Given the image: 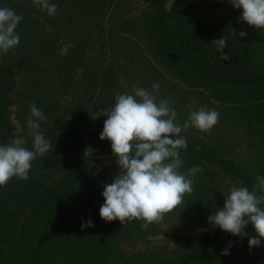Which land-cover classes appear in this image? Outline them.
Listing matches in <instances>:
<instances>
[{"label": "trees", "instance_id": "1", "mask_svg": "<svg viewBox=\"0 0 264 264\" xmlns=\"http://www.w3.org/2000/svg\"><path fill=\"white\" fill-rule=\"evenodd\" d=\"M144 1L145 7L135 17L136 21H132L128 9L117 20L110 18V28L103 20L114 0L86 2L92 18L88 21L91 22L89 32H78L84 42L73 44L68 50L71 66L59 74L63 87L71 85L72 79L66 74L71 69V73L75 72L76 64L91 45L88 52L92 54L89 75H92L93 108L88 119L102 128L86 137L95 144L111 145L108 140L99 138L107 117L94 120L91 116L106 108L105 102L113 104L117 93L131 94L133 85L149 90L148 86L156 80L154 74H150L154 67L149 64L148 53L168 73L186 83L185 94H196L200 105L228 115L235 125V133L240 134L251 149L250 157L237 160L232 152L234 145L229 143L234 134L225 137L223 133L209 136L190 132L184 135L182 131L180 135L186 138L188 145L180 152L184 161L182 168L200 166L203 172L199 174L204 175L217 171L233 185L251 190L256 177L264 176V44L257 41L261 30L249 29L246 37L239 38L237 32L224 23L217 4L201 14L188 0ZM167 1L172 2L169 9ZM50 3L56 4L57 0ZM0 7H9L23 16L16 29L20 38L39 31L37 15L21 11V3L0 0ZM37 10L36 13H41V40H45L43 51L52 58V54L58 52V40L50 38L43 22L42 18L49 17L47 12ZM76 34L71 32L69 37ZM223 37L227 43L221 54L212 41ZM138 39H144L145 48ZM69 40L67 44H72ZM12 50L3 56L6 63H0V130L6 128L1 145L14 139L13 127L7 120L8 109L13 105L8 86L15 71L14 55L9 56ZM108 55L109 64L105 63ZM101 71L104 73L99 74ZM78 100H82V93ZM78 110V114L84 113L80 107ZM58 112L48 110L46 116L47 125L53 127L50 154L57 165H68L71 171L78 172L80 164L86 165L87 146L83 130L79 128L83 125L79 123L82 116L73 115L76 118L69 121L66 114ZM75 154L83 160L73 157ZM73 158L77 162L70 165ZM54 170L56 178L51 180L53 175H49L48 182L29 172L27 180L13 177L6 186L0 187V264H236V259L247 264H264V240L261 246L249 248L248 239L255 236L251 225L245 229L248 236L241 239L218 227L205 232L179 233L162 229L157 223L143 230V221L134 220L124 225L118 220L105 222L99 209L104 203L103 185L111 182L100 179L89 196H84L70 183L75 174H62L60 168ZM205 189L207 185L198 184L195 189L198 199L204 197ZM88 220L94 227L86 226L82 230V223L87 224ZM157 237H161L162 244L146 243ZM226 248L229 254L221 255Z\"/></svg>", "mask_w": 264, "mask_h": 264}, {"label": "clouds", "instance_id": "2", "mask_svg": "<svg viewBox=\"0 0 264 264\" xmlns=\"http://www.w3.org/2000/svg\"><path fill=\"white\" fill-rule=\"evenodd\" d=\"M234 9L241 10L240 21L257 30H264V0H229ZM33 5L49 16H55L58 8L50 0H33ZM22 15L9 7H0V54H7L20 43L17 26ZM234 33L235 30H232ZM246 37L245 31L236 33ZM226 38L212 41L219 53H224ZM73 44L60 49V55L67 54ZM222 58H227L222 55ZM159 84L152 85L153 91L133 85L129 93H117L114 103L95 111L92 119L101 116L104 120L100 140L111 142L112 155L117 158L120 169L111 183L103 185L104 203L99 215L105 222L118 220L122 225L132 221H143L141 228L160 223L164 217L184 203L186 195L193 192L194 177L203 172L200 166L182 173V149H187V140L182 131L193 127L208 133L219 122V113L204 107L192 111L181 126L177 122V112L170 106L174 101L159 99ZM28 129L33 137V150H29L23 137L15 138L6 145H0V187L13 178L27 180L32 162L44 156L51 143L38 131L40 121L46 120L44 113L35 103L29 105ZM199 151V147H197ZM89 146L84 156H92ZM192 177V178H190ZM213 228L243 239L248 236L245 229L251 225L255 236L248 239L249 248L261 246L264 240V176L256 177V184L248 187L232 185L225 197L223 208L208 217ZM94 227L91 220L84 227ZM231 245H229L230 247ZM226 248L221 255H228Z\"/></svg>", "mask_w": 264, "mask_h": 264}, {"label": "rangeland", "instance_id": "3", "mask_svg": "<svg viewBox=\"0 0 264 264\" xmlns=\"http://www.w3.org/2000/svg\"><path fill=\"white\" fill-rule=\"evenodd\" d=\"M90 0H57V14L55 16H49L47 19L44 17L43 22L48 27L51 34L50 38L55 41L58 40V52L52 54H47L43 51L45 46V40H41V13H36L39 9L33 5V0H16V3H21L23 8L21 11L29 12L30 14L36 16V24L39 31H34L31 36H23L20 38L19 45L14 48V77L8 82L10 89L9 96L13 101V105L8 109V122L13 127L14 139L23 137L26 140V145H28L29 150H33V137L27 126V119L30 115L29 105L35 103L36 107L41 110L45 116H47L48 110H57L58 114H66V119L72 121L76 117L82 116L79 123L83 122L82 126H79L83 130L84 144L87 147H91L94 152L92 156H85L86 165H79V171L73 172L70 170L68 165L60 166L57 165L56 160L50 154L53 151L52 148L44 155L38 156L33 162L30 172H34L37 177H41L44 181L48 182V178L51 176V180L55 179L54 176L57 171L56 168H60L62 174H75L71 179L73 187L78 189V193L89 196L93 186L99 183L100 179L102 182H112V179L119 174V167L117 164V158L112 155L111 145L102 146L101 142L92 143L86 136L91 135L100 126L89 122L88 114L93 108L92 102V75H89V70L91 66V45L85 49V56L83 59L77 63L75 72L71 73V70L66 74L69 79H72L71 85L63 87L59 81V74L62 71L68 70L70 63L68 62L71 58L68 56V52L65 55H60V49L63 48L71 39L72 44L79 45L84 41H81V35L78 32L84 30L85 33L89 32L88 23L90 20L91 11L89 10L86 2ZM192 6L200 12L205 14L210 10L211 5L217 4L219 6V13L226 26L230 29L239 31H247L253 29L251 26L247 25L246 22L240 21L239 17L241 15V10L234 9L229 0H188ZM78 2V3H77ZM170 2L168 9L171 7L172 2ZM166 3V8H167ZM144 0H114L112 5L109 7L108 13L104 18V22L108 23L110 28L111 23H109L110 18L112 20H117L121 14L130 9V14L132 21H136L135 17L141 13L144 9ZM36 14V15H35ZM128 16L127 14L125 15ZM124 16V17H125ZM128 16V17H129ZM56 19L57 21H53ZM92 19V18H91ZM48 20V21H47ZM86 25V26H85ZM84 26L87 27L84 29ZM71 32H77V36L69 37ZM239 37V36H238ZM242 38V37H239ZM141 42L142 47H146L144 39H138ZM259 43L264 44V30H261L259 37L257 38ZM56 49L55 47H53ZM264 48V47H263ZM264 50V49H263ZM4 54H0V63H6V58L3 57ZM147 58L149 64L154 67L152 69L151 75L154 74L156 80L154 83L159 84V92L155 93L157 98L167 99L171 103L170 106L173 107L177 112V120L179 123L185 121L188 115L201 107L207 110H215L207 107L205 104L200 105L199 101L196 99V94H185L188 88L183 80L177 79L176 76L168 73L163 69L158 61H156L152 55L147 53ZM105 63L109 64L111 57L108 55L105 58ZM62 60V61H61ZM146 60V59H145ZM61 63V64H60ZM72 64V63H71ZM75 65V63H74ZM70 73V74H69ZM103 74L104 72H98ZM66 75H63L65 77ZM124 74L122 73V77ZM152 84V85H153ZM7 86V87H8ZM149 91H153L152 86H148ZM82 93V100H78V96ZM106 103V108L110 107L112 104ZM52 104V106H51ZM78 107L84 113L78 114ZM219 113V112H218ZM221 114V115H220ZM219 114V122L205 135H217L218 133H223L226 137L227 135L233 136L229 139V143H233V156L239 160L250 157L251 149L243 142L240 134L235 133V125L231 123L228 119V115ZM221 117V118H220ZM85 118V119H84ZM47 120L40 121L39 132L44 134L46 140L51 142V135L53 132V127L47 125ZM98 124V123H97ZM102 128V127H100ZM78 129V128H77ZM76 129V130H77ZM6 131V128L0 130V145L2 142V134ZM102 132V130L100 131ZM194 132L193 134L201 133L193 127H189L184 135ZM94 134V133H93ZM203 134V132H202ZM91 138V136H90ZM111 143L110 141H107ZM67 155L68 153H61ZM80 155L75 154L79 161L83 158ZM71 159L70 165L76 164L77 159ZM50 165L47 168V165ZM73 169L78 170V167H73ZM188 167L180 169L182 173H187ZM53 170V171H52ZM74 170V171H75ZM192 178V177H190ZM193 192L191 195H186L184 198V203L178 206L174 211L167 214L163 221L157 223L160 228L168 229L179 233H194V232H205L208 230H213L214 228L208 223V217L215 213L216 210L223 208L225 203V197L228 195L230 187L233 185L229 178L224 174L217 171L212 174H199L197 173L194 177ZM198 184L207 185L206 193L204 197L196 196L195 192ZM146 243L150 244H162L161 237L150 239ZM236 264H247L245 261H240L236 259ZM56 264V263H53ZM105 264H113L112 262H107Z\"/></svg>", "mask_w": 264, "mask_h": 264}, {"label": "water", "instance_id": "4", "mask_svg": "<svg viewBox=\"0 0 264 264\" xmlns=\"http://www.w3.org/2000/svg\"><path fill=\"white\" fill-rule=\"evenodd\" d=\"M169 5H170V2L167 3V8H168Z\"/></svg>", "mask_w": 264, "mask_h": 264}]
</instances>
